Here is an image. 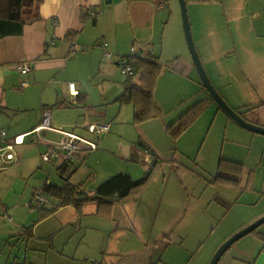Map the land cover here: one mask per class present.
<instances>
[{"label":"rangeland","instance_id":"1","mask_svg":"<svg viewBox=\"0 0 264 264\" xmlns=\"http://www.w3.org/2000/svg\"><path fill=\"white\" fill-rule=\"evenodd\" d=\"M129 1L117 3L109 10V15L115 16V10L116 16L119 13L118 17H114L120 21L118 25L104 20L99 23L100 29H92L93 33L89 35L91 39L100 36L101 32L109 33L111 37L119 32L122 37L127 35L125 40L119 35L116 36V41L121 38L122 44L119 41L122 45L121 55L126 54L121 58L131 55V48L135 46L142 59L144 56L140 48L143 46L142 39L148 32L145 27H142L143 30L139 26L138 16L143 17V24H147L148 27L151 26L152 16L151 13L149 16L145 14L143 2L129 5ZM165 1L164 8L161 7L163 9L158 11L156 16L151 40L144 44L151 48V54L157 57L162 65L158 69L153 86L155 104L157 102L161 107V103L163 107L161 108L164 109L161 115L154 113L153 116L136 120L133 102L124 97L122 100L114 101L125 93L126 83L139 82L141 77V73L125 75L121 66L116 64V58L101 63L99 56L92 50L80 52L69 62L70 68L79 70L72 73V77L83 74L82 81L89 90L91 89V99L95 101L93 105L96 109L103 111L106 106L105 118L102 120L104 122L91 121L108 124L112 129L110 128L111 131L100 140L86 129H77L81 133L88 132L85 137L94 140L97 146L78 161L77 166L75 168L73 166L67 176L71 177L73 183L85 181V186L89 189L120 172L130 173L138 179L148 176L146 182L132 191L130 199L105 206V210L110 207L111 214L99 211L96 202H88L80 210L69 205L58 211V208H54L57 201L49 197L41 202L37 191L42 189L48 180L59 185L64 181L56 169V165H60L59 162L62 161H56L55 158L45 161L42 153L47 149L39 148L38 142L32 136L24 137L21 144L15 147L17 155L15 162L7 161L9 164L5 165L9 167L16 164V167L0 172V264H5L11 250L14 251L12 261L15 259L17 262H23L24 253L18 256L22 244L34 245L35 248L32 250L35 251L32 252L31 259L36 264L45 263L46 255L43 252L50 251L52 254L53 246L57 247L59 252L69 255L77 252L79 259H87V264H92L94 259H98L99 264L112 262L143 264L149 260L151 262L147 264H174L173 259L175 264H209L227 239L256 220L253 218L254 213L250 214V207L244 206L243 201L252 196L257 199L258 191L264 189V167L257 171L254 193L241 196L236 193L232 195L231 192L230 198L219 205L220 215L212 217L207 213L199 215L198 223H202L201 219H204L203 230L193 226L187 228L185 225L186 220L190 218L192 207L196 206L195 198L198 192L201 195L223 192L224 185L215 183L218 182V176L215 182L209 180L216 177L219 171L225 172V165L228 166L230 162L242 164V159L247 153L252 158L251 160L248 158V163L256 159L264 151V144L260 143L262 140L260 136L264 134L252 132L239 124L213 97L212 100L216 101L221 111L223 110L221 115H217L218 107L215 109L208 105L201 112L197 111L195 120L189 122L191 116L188 117L184 111L196 103V97H188L200 88L192 85L186 77L182 78L179 72L174 73V70L178 69L183 71L186 65L183 63L185 58L192 60V54L184 31L179 0ZM186 3L195 46L217 91L235 109L243 106L246 110L248 109L246 105H255L263 101L264 83L261 82L264 81V0H186ZM155 7L153 4V8ZM139 8L141 10H138ZM107 9L106 3L98 6L97 17L106 13ZM133 9L138 15L132 14ZM35 10L36 7L27 8L24 15L33 16ZM88 21L93 26L94 20ZM93 41L94 45H97L96 39ZM196 70L190 76L202 82ZM184 74L186 76L187 72ZM43 77L51 78L48 74ZM59 78L46 88L36 84L35 89L31 87L34 85L32 82L30 86L22 89L24 95H21L23 97L21 100L24 102L21 107L25 108L16 113L17 125L34 121L36 116L34 108L38 106L43 92L49 101L54 100L55 87L58 82L64 80V75L61 74ZM53 81L55 77L51 82ZM97 83H104L105 90L103 91L102 86ZM200 93L201 90L198 94ZM106 101L111 102L107 104ZM120 106L122 110L119 113ZM75 112L81 115L79 113L73 115ZM75 112L71 118L80 120L81 116H84L83 112ZM181 114V121L172 124V120L174 118L176 120ZM225 116L231 118L233 124L237 126L236 131L227 126ZM243 117L252 122L253 119L259 118V113L256 108H251ZM163 120L171 123L168 127L175 126V130L167 135L168 140L167 127H163L161 123ZM2 130L12 136L7 129H0ZM241 130H247L243 132L249 134V136L243 134L245 144L237 140L238 138L241 141L239 138ZM141 139L153 147L161 145L163 150L166 148L162 164H159L157 169L155 165L143 161L142 156L138 155L139 159L130 151L129 146H132L133 142L139 148L142 147ZM245 182L246 177L241 186H244ZM232 197H238L240 200L234 198L232 201ZM223 204L225 206L221 211ZM8 207L13 208V211L8 210ZM184 211H187L186 215ZM25 215L27 218L32 217L33 220L27 219ZM183 219L185 223H182ZM206 219L208 224L204 225ZM26 220L29 222L26 223ZM60 221H66L65 226H62ZM35 222V235H24L26 241L18 240L19 235L12 236L17 231L12 230V226L16 225L22 230L18 223H24L26 228L32 230L30 225ZM172 228L174 231L170 233L169 230ZM163 231L171 234L173 240L171 247H166V244H170L167 239H162V246H156L160 244L156 240L163 237ZM182 239L184 244H180ZM258 242V238L252 233L246 234L224 252L217 264H239L236 257L248 261L246 258L249 256H246L245 252L252 250L253 255H256L260 245ZM147 244H150V249ZM110 251L118 255L112 257L108 255ZM240 254L244 258H241ZM54 259L65 261L60 256ZM249 262L253 263L254 260Z\"/></svg>","mask_w":264,"mask_h":264},{"label":"crops","instance_id":"2","mask_svg":"<svg viewBox=\"0 0 264 264\" xmlns=\"http://www.w3.org/2000/svg\"><path fill=\"white\" fill-rule=\"evenodd\" d=\"M127 1L128 0H41L39 3L35 4L32 7V8L36 7V10L34 11L33 16L26 17L24 15L25 23H24V30H23L22 34H20V35H8V36H4V37L0 38V122H1L0 129L5 128L12 135V136H9L7 134L8 140H10V142L12 144H14L15 142L11 138H14L15 136L26 134L25 137L32 136L33 139H36V141L38 142L39 148H42V149L47 148L46 142L43 141L42 139L39 140L35 133L27 134L28 132H30L31 130H33L35 127H37L40 124L42 117H43V112L45 109H48L51 113V120H52L53 126H55L57 128H61V129L65 128L64 130L73 132V133L78 134V135L83 136V137L87 136L88 132L81 133V132H79V130H81L80 128L86 129L89 132L93 133L90 130L89 126L93 123H96V121L92 122L91 120L102 121L103 118H105L106 106H104L103 111H99V109H96V107L93 105V102H95V101H93L91 99V89L89 90V88L85 85L86 83L84 81H82V75L83 74H81V76H79V74H78L76 77H72L71 74L77 73V72H79V70L74 69V68H70L69 62L73 57L77 56L80 52L83 53V52H88V51L93 50L99 56V62L102 63L105 61H111L112 60L111 58H116L117 59L116 64L119 65L118 59H120L121 56L126 55V54L121 55L122 54L121 53L122 45H120L119 41L121 42V38L123 40H125L127 38V35L125 37L124 36L122 37L120 35V32H119L117 35H119L121 38L119 41L118 40L116 41L117 35L111 37V35L109 33L101 32L100 36H95L97 38L93 37V39H96L95 43H97V45H94V41H93V39L90 38L89 34L93 33L92 29H98L99 30L100 29L99 23H101L104 20H107L110 23L118 25L120 21L116 18L114 19V17H118L119 13L116 16V10H115V16L109 15V13H110L109 10L113 5H115L117 3H122V2L125 3ZM135 2L136 3L143 2L144 3V7H143L144 9L143 10L145 11V14L147 16H149V14L151 13V16H152L151 22H150L151 26H149V27L147 24H143V22H144V21H142L143 17L138 16L139 26H141V29H143L142 27H145L146 28L145 30H147V32H148V35L144 36V39H142L143 46L140 48V50L142 51V54H143L142 56L146 57V56H149L151 54V50H150L151 48L146 47V45H144V44H147L148 42H150L151 37L153 35L154 27H155L156 16L158 15V11H161L164 8V2H166V1L165 0L164 1H161V0H130L128 2V4L133 5V3H135ZM104 3H106V5L108 6V9H107L106 13L102 14L98 18L96 10H97L98 6H101ZM153 4L156 5L155 8H153ZM161 7H163V8H161ZM138 10H141V8H139ZM136 13L138 15L137 11H136ZM136 13L134 12V9H133L132 14L136 15ZM88 20H94L93 26L91 24H89L90 22ZM135 20H136V16H135ZM132 22H133V19H131V23ZM121 44H122V42H121ZM135 55L140 58V55L137 52V47H136ZM144 57H142V58H144ZM24 61H31L33 64L32 70L28 73H25V74L18 72L14 68L15 63L24 62ZM183 63H186L185 68L182 69L183 71H180L178 69V70H174V73L179 72V74L182 78L186 77L192 83V85L193 84L196 85L201 90L200 94H198V92L200 90L199 91L197 90V91L191 93V95H189V97H188V98H195L196 97V100H195L196 103L192 104V106L190 108H188L186 111H184V113H186L188 111L190 112V113H188V117L191 116L188 119L189 122L191 123L193 120H195L196 116L198 115V114L196 115L195 111H191V108L194 107L196 104H200V105H198V107H199L198 111H200V112L202 111L203 108H205V106H208V105L215 107V109L218 107L217 108L218 109L217 115H221L220 113H222L223 110L221 111L219 106L216 105V101L212 100L211 94L210 93L207 94V92H206L207 90H205L206 87L203 86L202 82H200L199 79L196 81L193 77L190 76V74L193 71H195V69H197L194 62H193V59L190 60L188 58H185ZM149 66H150V64H144L143 69H147ZM177 68L178 67H176V69ZM143 69H141L138 72V74L141 73V75H142ZM184 72H187L186 76H184L185 75ZM45 74H48V76H51V78L49 77L48 79H46L45 77H43V75H45ZM61 74L64 75V80H62L61 83H59V82L57 83V85L55 87V91L53 93L54 94V100L49 101V99H47L44 96V92H43L39 98L38 106L34 108L35 113H36L34 121L32 123H29V124H23L20 126L17 125L16 113L21 112L23 110L22 108H25V107H21L23 105V102H24V100H21V99H23V97L21 95H24V91H22V89L30 86L32 82L34 83V85H32L31 87H34L35 89H36V84L41 85L42 87L45 86V88H46L47 85L50 84V86H51L52 83L57 82L56 80H58V78L60 77ZM54 77H55V81L51 82ZM141 80H142V78L140 77V81L135 82V83L140 86V84L142 83ZM22 82H27V84L25 86H23ZM70 82H73L75 84V87L78 90V92L76 94H72L70 92V88H69ZM261 83H264V81ZM97 85L102 86L103 91L105 90L104 83L103 84L97 83ZM262 88H264V86H262ZM48 93L50 94V92H48ZM119 97H117V98L115 97L116 99H114V101L116 102L117 100H121V99H119ZM107 100H109V99H107ZM154 101H155V99H154ZM110 102L106 101L107 104H109ZM102 104L106 105L105 103H102ZM156 105L158 108L157 113H159V115H161L164 112L163 111L164 109H162L163 107H162L161 103H160V106L162 108L159 107L157 102H156ZM246 106L248 108L246 110L243 109V106H239L236 109L235 108H233V109L239 111V113H241V114H243V116H245V113L247 111H249L251 108H256L258 113H259V118L253 119L252 122H255L256 124L264 126V99L259 104L246 105ZM52 110H54V111L52 112ZM121 110H122V107L120 106L119 113L121 112ZM75 111L83 112L84 116L83 117L81 116L82 120L81 119L79 120L75 117L71 118V115ZM57 113H60L61 115L59 116V114L57 115ZM78 113L79 112H75L73 115H76ZM94 113H96V114H94ZM54 115H55V117H54ZM79 115H81V114L79 113ZM89 115H91V116L87 117ZM181 116H182V114L179 117H176L177 118L176 120H174L175 119L174 118L173 119L174 121L172 120V124L179 121ZM225 117H227L226 118V122L228 123L227 126L232 127L233 131H236L235 127H237V126L235 124H233L231 118H229L228 116H225ZM248 120H250V119H248ZM102 122H104V121H102ZM168 122L169 121L161 122L163 127L164 126L167 127L166 128V131H167L166 132V139L167 140H168L167 135L168 134L170 135V133H172L173 130H175V126H173V125H172L173 126L172 128L168 127L171 124V123L168 124ZM166 124H168V125H166ZM77 129H79V130H77ZM111 129H110V131H111ZM238 129H241V128H238ZM241 131L242 132H239L240 133L239 138H241V141L237 137L236 138H237L238 142H242V144H245L246 141H243V134L248 135V136H249V134H248V132H243V131H247V130H241ZM251 131L255 132V133H259V132L253 131V130H251ZM109 132H107L106 134H103V135H98L96 133H93V134H95L97 139L100 140V139L104 138ZM41 133L47 139H56L60 136L59 133L52 131V130H43ZM178 134L179 133H177V135ZM260 134H262V133H260ZM177 135H175V138L177 137ZM253 135H255V134H253ZM254 137H253V139H254ZM260 137H262V140L260 143L264 144V136H260ZM90 140H92V139H90ZM141 140H142V142H141L142 144L141 143L140 144L142 145V147L139 148V146L133 142L132 146H129L130 151L132 153H134L135 155H137L138 158H139L138 155L142 156L143 161H146L145 160V157H146L145 156V150H149L151 152V154L154 155V158L156 159L154 165H155V168L157 169L158 165L162 164L163 155L165 154L166 148H164V150H163V147H161V145L158 147H155V146L153 147L146 140H144V139H141ZM32 142H35V141H32ZM20 144H21V142L15 143L13 146L12 152L15 153V150H16L15 147L17 145H20ZM249 157H250V155L248 153L245 154V156L242 159V162H243L242 164L230 162V163H228V166H226L225 165L226 162L225 161L223 162V164L225 165L226 171L225 172L219 171L216 174V177H214L213 179L211 178L209 180V182L216 180L218 174L220 173V175L218 176V182H215V181L214 182L219 184V185H224V188H225L224 191L217 193V194H212V193L204 194L203 193L202 195L200 192H198V196H197V198H195L196 206L192 207V210L190 212L191 215H189L190 218L188 220H186L185 225L187 228L193 226V227L198 228V230H203V220L204 219H201L202 223H198L197 219L199 220V215H201L202 213H207L211 217L215 216V215H220V213L218 211L220 208L219 205L221 203H223L224 200H228L230 198L231 192H232V195L236 193V195L238 194L241 196H242V194H248L250 192L254 193L253 186H254V183L256 180L257 171L259 170V168L264 167V151H262L256 159H254L255 161L253 160V161L248 163L247 160ZM6 159H7L6 155L4 156L3 154H0V172L4 171V170H8L10 167L11 168L16 167V164H15V166L5 167V165L9 164V163H7L8 160H6ZM251 159L252 158L250 157V160ZM80 160H82V159H77L74 163H72L70 165H62L61 162H59L60 165H56L57 171L60 172V174L64 180L60 184V186H63L66 183L70 182L74 185L80 186V188H81L80 191L82 192V194H94L97 191L98 187L101 184H103L105 181H107L108 179L105 180L104 182H102L101 184H99L98 186L92 187V189H89L88 187L85 186V181L73 183L70 180L71 177L67 176V174L72 171L73 166H74V168L77 166L76 163ZM56 161H61V160L57 159ZM13 162H15V161H13ZM238 167L240 169H238ZM76 170H74V171H76ZM120 173L128 174L134 181L138 180V178H134L130 173H124V172H120ZM117 174H119V173H117ZM117 174H115V175H117ZM115 175H113V176H115ZM112 177H110V178H112ZM245 177H246V182H245L244 186H241ZM139 179H141V178H139ZM46 183H52V181L48 180ZM53 184H56V183H53ZM56 185H59V184H56ZM136 188L137 187L131 189L124 200L130 199L132 196L131 195L132 191H134ZM242 188H243V190H242ZM237 189H240V190H237ZM258 192H259V194H258L257 199H254L252 196V197H248L246 200L243 201L244 206L250 207V212H251L250 214L254 213V217H253L254 219L255 218L258 219L259 217L264 215V189H262ZM234 198H236L235 200H237V201L240 200L238 197H234ZM234 198L232 197L231 200L233 201ZM55 201H57V200H55ZM97 204H98V210L99 211L111 214L110 207L107 210H105L104 207L108 206V205H113L114 203L113 204L107 203V204H103V205H99V203H97ZM231 204H233V203H231ZM69 205H73V204H68L65 206H58V211L64 209V207H67ZM233 205L235 206V204H233ZM73 206L77 210H80L83 207V206H81L80 208H77L75 205H73ZM223 206H225V205L224 204L221 205V211L223 209ZM211 207H212V209H211ZM8 208H9L8 210L13 211L12 210L13 208L12 209H11V207H8ZM14 212H16V211H14ZM184 212L186 215L187 211H184ZM25 217L27 218L26 215H25ZM9 219L12 220L13 218L12 219L9 218ZM27 219L33 220L32 217L27 218ZM29 220H26V223H28ZM114 220H116V219H114ZM65 222L60 221L62 226H65ZM194 222H195V224H194ZM182 223H185L184 219H183ZM18 224L20 225L22 230H20V228L16 225L12 226V228H11L12 230L14 229V231L17 229V231H15L12 236L19 235L20 238H18V240L22 239L23 241H26V239H25L26 236H24L26 234H28L30 236L35 235L36 222L30 225L31 226L30 228H32V230L29 229V227L26 228L27 226L24 223H18ZM205 224H208V219H206V221L204 222V225ZM28 229H29V232H28ZM19 230L21 232H19ZM255 230L261 232L262 234L258 235L256 233L257 231H255ZM169 231H170V233H173L174 230L172 228ZM163 232H164L163 237H160L156 240V242H160V244H156V246H162V244H161L162 239H167L168 241H170V244H166V247H171L173 245V243H172L173 240H172L171 234L166 232V231H163ZM249 233H252L259 240L258 244L260 243V245L257 248L258 252L256 255H253L252 250H250L249 252H245L246 256H249L246 258L248 261H245V259H240L238 257H236V261H239L240 262L239 264H242V263L245 264L247 262H248V264H264V222L261 225H259L258 227H256L255 229H253ZM179 238H180V236H179ZM180 244H184L183 239H182V243H180ZM20 246H21V248L19 247V253H18L19 255L18 256H21L24 253V255H25L24 261L23 262L22 261L17 262V261H15V259H14V261H12L11 256L14 255V251L11 250L10 253L8 254L10 256H7V260L5 261V264H10V263L11 264H36V262H34L31 259V256L33 255V253L35 251V250H32V248H35L34 245L22 244ZM147 246H148V249H150L149 248L150 244H147ZM24 249H25V251H24ZM52 251H53L52 254H50V251L49 252H43L46 255L45 263H43V264H87L86 263L87 259H85V260L79 259V257H78L79 255H77V252H74L72 255H69V254H66L64 252H59L57 250V247H55V246L52 247ZM108 255L115 257L118 254L115 253L114 251H110V252H108ZM57 256L62 257V259H65V261L64 262L54 261L55 260L54 258ZM239 256L241 258H244V256H242L241 254ZM255 256H256V258H255ZM51 257H53V259ZM97 260L98 259H94L92 264H99V262ZM251 260H254V262L250 263L249 261H251ZM172 261L175 264V259H173ZM149 262H151V260H149L143 264H147ZM110 264H114V262H112Z\"/></svg>","mask_w":264,"mask_h":264},{"label":"trees","instance_id":"3","mask_svg":"<svg viewBox=\"0 0 264 264\" xmlns=\"http://www.w3.org/2000/svg\"><path fill=\"white\" fill-rule=\"evenodd\" d=\"M40 1L41 0H0V38L8 35L22 34L25 23V9L32 8ZM144 64H150V66L147 69H143ZM133 66L134 72L132 75L138 74V72L143 69L141 75L142 83L140 86L136 83H126V91L119 99L122 100L124 97L128 101L133 102L135 107V118L136 120H142L158 112L153 96V86L158 74V69L161 68L162 65L157 57L150 54L142 59L138 58L136 55L133 56ZM198 105L200 104H196L191 108V111H195L196 113L199 109ZM62 165L66 164L63 163ZM219 175L220 173L218 176ZM147 177L148 176H145L134 181L128 174L119 173L101 184L94 194H82L80 186L70 182L63 186L46 183L42 187L41 192L47 198L52 197L54 200H57L54 208L68 204H73L77 208H80L88 202H96L99 203V205L107 203L113 204L123 201L130 190L146 182ZM256 233L258 235L262 234L259 231Z\"/></svg>","mask_w":264,"mask_h":264},{"label":"built area","instance_id":"4","mask_svg":"<svg viewBox=\"0 0 264 264\" xmlns=\"http://www.w3.org/2000/svg\"><path fill=\"white\" fill-rule=\"evenodd\" d=\"M131 50V55L120 58L118 61L119 66H121L122 68V72L128 76L132 75L134 72L133 56H135V46H132ZM32 67L33 64L31 61L17 62L14 64L15 70L23 74L30 72L32 70ZM26 84L27 82H22L23 86H25ZM69 88L72 94H76L78 92L73 82L69 83ZM89 128L93 133L103 135L109 132L111 127L108 124L96 122L91 124ZM43 130L55 131L59 133L60 136L57 139H47L46 137L44 138L41 133ZM30 133H35L39 140L42 139L46 142L47 150L42 154L45 161H50L51 159L55 158L60 159L62 161V164L64 163L66 165H70L77 159H82L83 157H85L89 151L93 150L97 146L94 140H90L73 132L53 126L51 113L48 109L44 110L40 124L27 134ZM25 135L26 134L15 136L13 141L15 143L22 142ZM14 144H12L10 140H8V135L5 130L0 131V154H3L4 156L6 155V160H8L9 162L15 161L17 159L16 154L12 152ZM145 156V160L150 165H154L156 159L149 150H145ZM37 196H39V200L41 202L47 199V197L41 192V189L37 191Z\"/></svg>","mask_w":264,"mask_h":264},{"label":"water","instance_id":"5","mask_svg":"<svg viewBox=\"0 0 264 264\" xmlns=\"http://www.w3.org/2000/svg\"><path fill=\"white\" fill-rule=\"evenodd\" d=\"M181 10H182V17H183V25H184V31L187 38L188 46L192 54L193 62L200 74V78L204 86L206 87L207 91L211 94V96L220 104V106L225 109V111L234 118L239 124L242 126L262 133L264 134V126L257 125L255 123L247 121L240 113L236 112L223 98V96L217 91L215 86L213 85L204 65L200 58V55L197 51V48L194 43L192 31H191V25L190 20L188 16V10H187V3L186 0H179ZM264 222V215L253 221L251 224L243 227L241 230L233 234L229 239H227L216 251L215 255L213 256L212 260L209 264H217L220 257L224 254V252L239 238L245 236L249 232H251L253 229L258 227Z\"/></svg>","mask_w":264,"mask_h":264}]
</instances>
